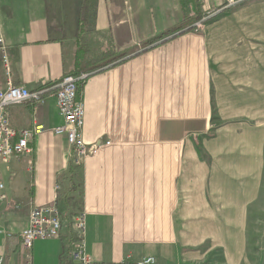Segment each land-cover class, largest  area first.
I'll list each match as a JSON object with an SVG mask.
<instances>
[{"label": "crops", "instance_id": "1", "mask_svg": "<svg viewBox=\"0 0 264 264\" xmlns=\"http://www.w3.org/2000/svg\"><path fill=\"white\" fill-rule=\"evenodd\" d=\"M256 3L145 46L182 21L180 0H0V90L11 78L42 93L9 107L14 128L42 130L32 155L0 159L2 264H22L32 209L58 195L62 234L34 243L33 264H71L79 213L93 264H256L249 223L264 196V0ZM114 54L126 56L81 72L82 134L98 152L75 165L54 131L64 119L48 85Z\"/></svg>", "mask_w": 264, "mask_h": 264}, {"label": "built area", "instance_id": "2", "mask_svg": "<svg viewBox=\"0 0 264 264\" xmlns=\"http://www.w3.org/2000/svg\"><path fill=\"white\" fill-rule=\"evenodd\" d=\"M203 26V19L197 23V27ZM2 43V38L0 37ZM4 65L6 73L11 77L9 58L4 55ZM84 76L75 77L68 75L57 85L50 88L55 91V98L64 122L54 130L57 135L66 137L73 149V160L75 165H81L89 155V148L83 140L82 129L85 118V104L78 92L79 79ZM41 92L33 93L23 85H15L10 78L7 87L0 90V159L8 162L15 156L32 155L31 143L36 133L42 128L16 129L11 124L9 107L24 103L29 99H39ZM32 164V161H29ZM5 182L0 170V206L5 198ZM61 186H57L60 190ZM57 200L52 205L36 206L30 213L29 226L22 232V264H33V247L38 240L59 238L62 234L63 224L60 215V207ZM75 239L70 252L71 264H93L92 258L86 249V220L85 214L79 213L74 222ZM4 259L0 258V264ZM144 264H157L154 256L146 257Z\"/></svg>", "mask_w": 264, "mask_h": 264}, {"label": "rangeland", "instance_id": "3", "mask_svg": "<svg viewBox=\"0 0 264 264\" xmlns=\"http://www.w3.org/2000/svg\"><path fill=\"white\" fill-rule=\"evenodd\" d=\"M260 1L261 0H224V2L221 5L215 7L208 6L206 9L204 8V16L201 18L203 19L202 28L195 31L197 32L201 30L203 31L209 23L213 22L216 19L217 20L220 19L219 17L222 16L223 14H230V15L236 14V11L239 8L243 7L244 5L251 2L257 4L256 2H260ZM181 33L183 32L181 31L177 32V34H181ZM49 92L51 93L52 90L49 89ZM52 94L55 95L54 90ZM210 125H211V121H210ZM212 125H215V123H213ZM249 231H250V243H249L250 254L252 255V258L255 259L256 264H264V196L252 206V213L250 214Z\"/></svg>", "mask_w": 264, "mask_h": 264}, {"label": "trees", "instance_id": "4", "mask_svg": "<svg viewBox=\"0 0 264 264\" xmlns=\"http://www.w3.org/2000/svg\"><path fill=\"white\" fill-rule=\"evenodd\" d=\"M180 4L182 7V11H183V19L182 21L177 24L175 27H172L170 29H168L167 31L161 33L160 35H158L157 37L150 39L148 41H146L144 43L145 46H150L152 44H154L155 42L171 35V34H175L179 31H182L184 29H189V30H196V24L198 22H200L202 19V17L204 16V4L202 2V0H180ZM201 19V20H200ZM124 54H114L113 58L107 60L104 63H101L100 65L94 67L93 69L89 70V71H79L77 73H73L72 75L75 77H81L82 73H89L92 72L96 69H99L101 67H105L108 66L109 64H112L116 61L121 60L122 58H124ZM82 72V73H81ZM84 79V78H83ZM83 79H79L78 82V92L81 91V88L83 86ZM61 80H59L58 82H55L53 84H49V86H53V85H57Z\"/></svg>", "mask_w": 264, "mask_h": 264}, {"label": "bare ground", "instance_id": "5", "mask_svg": "<svg viewBox=\"0 0 264 264\" xmlns=\"http://www.w3.org/2000/svg\"><path fill=\"white\" fill-rule=\"evenodd\" d=\"M196 27H197V24H196ZM202 28V27H201ZM201 28H196V30H198V29H201ZM185 30H188V28L187 29H185ZM182 32V31H181ZM84 140V139H83ZM85 141V140H84ZM86 143V142H85ZM86 145H87V143H86ZM88 146V145H87ZM98 145H96V146H92V147H89L88 146V148L90 149L89 150V156H92V155H95L97 152H98V150H97V147ZM74 162H75V160H73ZM75 234H76V232H75ZM76 237H77V234H76Z\"/></svg>", "mask_w": 264, "mask_h": 264}]
</instances>
